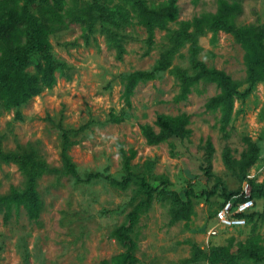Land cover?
<instances>
[{"label":"rangeland","instance_id":"374dc122","mask_svg":"<svg viewBox=\"0 0 264 264\" xmlns=\"http://www.w3.org/2000/svg\"><path fill=\"white\" fill-rule=\"evenodd\" d=\"M65 1L64 17L53 25L49 42L52 55L64 61L66 69L56 75L54 87L26 104L9 112L0 107V149L4 153H34L36 160L51 170L35 186L42 203L36 221H29L22 208L18 212L12 209L5 221L1 208L0 264H100L125 253L111 234L125 223L133 207L146 199L139 192L138 182L134 180L124 191L101 179L76 182L64 173L62 131L74 143L68 155L80 178L101 174L121 180L125 172L120 151L126 155L133 151L132 173L157 188L151 206L140 211L130 233L136 243L132 252L136 264H208L204 257L192 261L193 246L206 252L211 247L226 246L230 239L244 242L253 234V228L264 246V198L254 199L253 215L245 227H217L215 236L207 235L216 224L214 213L224 199L220 188L208 195L217 180L226 192L240 193L247 185L249 195L251 182L264 188V82L256 84L244 101L234 100L233 112L243 113L233 115L224 131H220V113L205 110L208 99L218 93L213 84L200 82L186 101L175 103L180 82L176 75L166 71L137 85L130 109L124 107L121 99L125 77L151 70L172 49L171 34L179 30V23L215 14L218 0H176L177 22L168 23L166 30H156L154 45L149 49L144 28L121 0L106 3L110 8L122 4L128 12L132 24L121 28L95 18L100 11L90 5L94 0ZM144 1L158 10L167 0ZM226 1L240 4L237 26L264 25V0ZM97 3L100 5L103 0ZM80 18L82 22H75ZM89 23L91 28L87 27ZM106 29L113 32L122 53H118ZM211 36L208 29L198 34V60L230 76L242 93L248 87L242 49L228 34L218 32L213 45ZM189 56V43L183 42L169 56L170 69L178 68L192 76L195 71ZM181 114L189 117L187 138H169L153 146L146 143L140 126L149 125L156 132L154 121L158 115ZM112 116L120 122L111 121ZM244 138H250L259 149L258 159L245 180L238 166L227 168L222 159L224 149L229 148L231 158L239 160L247 149ZM207 140L213 148L211 153ZM207 159L211 162V178L203 170ZM162 179L167 181L166 192L176 193L183 201L187 193L192 197L194 215L189 223H171V198L158 194ZM25 186L26 179L16 165L0 163V196ZM236 264H264V260Z\"/></svg>","mask_w":264,"mask_h":264},{"label":"trees","instance_id":"16d2710c","mask_svg":"<svg viewBox=\"0 0 264 264\" xmlns=\"http://www.w3.org/2000/svg\"><path fill=\"white\" fill-rule=\"evenodd\" d=\"M97 1L94 0V4H90L95 5L100 11L95 18L115 28L132 24L131 18L122 4H115L110 8L106 3H113V0H103L100 5ZM121 1L129 6L137 23L144 28L147 35V49L154 45L156 30H166L168 23H176L178 20L176 0H167L158 10L148 7L144 0ZM65 5V0H0V107L3 111L9 112L16 109L40 95L44 90L54 87L57 82L56 75L60 76L66 69L64 61L56 59L52 55L49 42L53 25L62 22L64 17L62 12L65 11ZM107 11L110 13L105 14ZM239 13V3L218 0L215 14H204L193 18L191 21L180 22L179 30L171 34L172 49L163 55L151 70L136 71L125 77L121 93L124 107L131 108V97L139 83L152 81L158 74L169 71L176 75L180 82V92L174 98L175 103L186 101L192 92V88L200 82L215 85L218 93L208 99L205 103V110L220 113L222 124L220 131H224L233 115L238 116L243 113L242 110L233 112L234 100L244 101L252 93L256 84L264 82V25L237 26L235 19ZM75 22H82V19H77ZM87 27L91 28V24L89 23ZM204 29L211 32L210 43L212 45L216 42L217 33L223 32L230 35L242 49L248 85L242 93L238 91L237 83H234L230 76L214 68H208L202 61L198 60L201 48L197 43V38ZM106 31L109 33L118 53H122V46L117 43L113 32L108 29ZM183 42L189 43V60L191 68L195 71L192 76L186 75L178 68L170 69L171 60L169 56L176 53ZM111 121L120 122L118 118L113 116ZM188 125L189 117L185 114L177 116L158 115L154 121V126L158 131L155 132L149 125H142L140 132L146 143L153 146L161 144L169 138L181 140L187 138L190 135ZM62 138L61 159L64 165V173L70 175L76 182L89 183L101 179L122 191L126 190L134 180L138 182L139 192L146 199L135 205L132 211L128 213L125 223L115 228L111 234L112 238L125 248V253L100 262V264H136L137 259L132 255L136 249V243L131 238L130 233L138 222L140 211L151 206L157 188L150 187L142 178L132 173L130 162L135 157L133 151H130L129 155H126L123 150L120 151L122 167L125 172V176L121 180L118 181L101 174H89L84 179L80 178L68 155L69 148L74 143L68 140L66 131H62ZM243 140L247 149L241 153L239 160L234 161L231 158L229 148L224 149L222 159L227 168H230L231 165L238 166L241 178L245 180L248 170L258 159L259 149L250 138ZM206 147L209 150L208 153H211L213 148L209 140L206 141ZM1 162L16 165L26 179V186L23 190L11 189L8 195L0 196V210L1 208L4 210V220L9 219L12 209L18 212L22 208L29 221H36L42 210V203L35 186L37 180L51 170L43 162L36 160L34 153H4L0 149ZM210 168L211 162L207 159L206 169L203 170L209 178H211ZM161 184L162 188L158 194L169 195L172 201L171 223L178 221H183L185 224L189 223L194 215L190 194L187 193L186 200L183 201L176 193L166 192V179H162ZM251 184L250 199L254 202V199L264 198L263 186L257 187L254 182ZM219 188L222 189L224 199L218 209L226 201L239 194L226 192L224 187L221 188L220 180H217L208 195H214ZM252 215L253 211L243 215L246 219V225ZM251 232L253 234L244 242H235L230 239L226 246L211 247L206 252L197 246H193L192 261L204 257L208 264H236L239 261L260 263L264 260V246L261 244V237L254 235L255 228ZM233 248H235V252L232 253Z\"/></svg>","mask_w":264,"mask_h":264},{"label":"built area","instance_id":"2783aa9c","mask_svg":"<svg viewBox=\"0 0 264 264\" xmlns=\"http://www.w3.org/2000/svg\"><path fill=\"white\" fill-rule=\"evenodd\" d=\"M238 195L226 201L214 214L215 226L211 227L207 232L208 237L216 235L217 227L224 229H237L245 227L246 219L243 215L248 214L254 207L253 200L247 192V185ZM242 198V200H240Z\"/></svg>","mask_w":264,"mask_h":264}]
</instances>
